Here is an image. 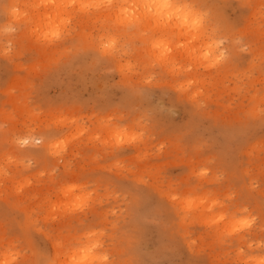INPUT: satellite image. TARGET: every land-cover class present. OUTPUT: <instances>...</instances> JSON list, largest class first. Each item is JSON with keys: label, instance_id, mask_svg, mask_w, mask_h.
<instances>
[{"label": "rangeland", "instance_id": "374dc122", "mask_svg": "<svg viewBox=\"0 0 264 264\" xmlns=\"http://www.w3.org/2000/svg\"><path fill=\"white\" fill-rule=\"evenodd\" d=\"M9 1L0 264H264V0H176L218 56L166 66L107 0Z\"/></svg>", "mask_w": 264, "mask_h": 264}, {"label": "bare ground", "instance_id": "6f19581e", "mask_svg": "<svg viewBox=\"0 0 264 264\" xmlns=\"http://www.w3.org/2000/svg\"><path fill=\"white\" fill-rule=\"evenodd\" d=\"M108 1L111 6L110 10H112L109 14L114 17V21L118 22L117 24L119 25L126 26L130 24V26H134L139 31L138 34L144 42V52L156 58L162 65L175 64L177 57L183 60L189 59L187 61L190 62L191 60L195 64H205L202 62L203 60L205 62L210 61V58L218 56L214 55L217 48L214 42L210 43L209 39L208 41L205 40L207 37H205V31L197 29V25L200 28L202 27L198 22H195L196 19L194 17L196 13H193L192 7L182 5L176 0H126L127 6H120L117 0ZM99 2L96 4V7L103 4L102 1V4ZM28 5L32 6L35 10L38 7L46 6L45 12L52 6L60 11L58 13H61V16L57 15L62 18V12L66 7V0H31ZM28 5L23 3L22 0H10L8 5L4 7V11L10 17L13 16L12 18H18V20H24L28 23L31 21V16L20 8L21 6ZM44 13L41 15L37 14L33 21V24L37 23L35 27L40 30V34L34 30L35 28L30 32H36L35 35H39L38 37L47 39L46 35L48 32H46V28H53L60 18L57 19L56 15L55 19L49 12L43 16ZM106 14L108 15V13ZM38 19L39 21L37 22L36 20ZM147 34L150 35L148 36ZM174 38L177 39L178 43L176 42V46L173 47L170 40ZM181 41L183 42L182 45L179 44ZM114 49L115 45H112L111 51ZM94 258H96V255L90 249L78 251L75 253L74 258L71 259L70 264H93Z\"/></svg>", "mask_w": 264, "mask_h": 264}]
</instances>
